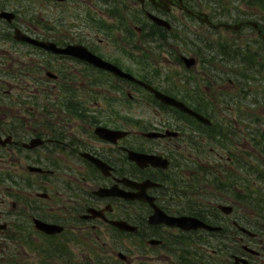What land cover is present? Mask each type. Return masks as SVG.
Here are the masks:
<instances>
[{"label":"flooded vegetation","instance_id":"obj_1","mask_svg":"<svg viewBox=\"0 0 264 264\" xmlns=\"http://www.w3.org/2000/svg\"><path fill=\"white\" fill-rule=\"evenodd\" d=\"M234 2L0 0V264H264V0Z\"/></svg>","mask_w":264,"mask_h":264},{"label":"water","instance_id":"obj_2","mask_svg":"<svg viewBox=\"0 0 264 264\" xmlns=\"http://www.w3.org/2000/svg\"><path fill=\"white\" fill-rule=\"evenodd\" d=\"M3 14H9L7 12H4ZM156 20L161 23L164 24L166 27L170 28L171 25L168 21L164 20V19H160L158 17H156ZM227 27H230L228 25H226ZM22 39V38H20ZM24 40L30 41L32 39L26 37L24 38ZM33 41V40H32ZM34 42V41H33ZM46 47H48L46 45ZM57 51L59 52H64V53H72V54H76L75 50L73 48H66V49H58L56 48ZM83 57H85L86 59L90 60V61H95L100 67L103 68H109L112 69L113 71H115L116 73L124 76V77H128L130 79H135L132 75L123 72L120 68H118L115 65H112L111 63L104 61L103 59L93 55L92 53L88 52L86 55H83ZM185 60L188 61L187 58H185ZM156 96L162 100L164 103H166L167 105H172L177 107L178 109L186 112V113H190L196 117H198L199 119L203 120V121H208L207 118H205L204 116L198 114L197 112H195L194 110H192L190 107H188L186 105V103H184L183 101H180L178 99H176L173 96L167 95L165 93H162L158 90H156ZM98 133H100L101 135H105L108 132H116V131H112L110 129H107L105 127H98L97 128ZM155 135V134H152ZM156 135H161V134H157ZM133 152H131L132 154ZM131 157L135 158L136 160L140 159V162L144 160H146L145 163L147 162H151V163H156V155H145V154H138V153H133L131 155ZM162 160V158H160ZM148 183H142V184H138L139 187H143V186H147ZM105 192H110V189H105ZM94 214H97L99 212H97L96 210L93 211ZM163 214V215H162ZM151 221L156 223V222H166L170 225H176V226H180L183 227L185 229H197V228H209V229H215V227H212L208 224H206L205 222H203L202 220L196 218V217H180V218H174V217H170L168 215H165V213H163L162 211H158L157 213L155 212L154 215L151 218ZM37 225L39 228L47 230L49 225L46 223H43L42 221H36ZM114 224H116L119 228L124 229H131V227L122 221H114ZM244 264H246V262L244 261Z\"/></svg>","mask_w":264,"mask_h":264},{"label":"rangeland","instance_id":"obj_3","mask_svg":"<svg viewBox=\"0 0 264 264\" xmlns=\"http://www.w3.org/2000/svg\"><path fill=\"white\" fill-rule=\"evenodd\" d=\"M235 0H225V3H226V8H227V11L229 12H233V7H234V5H235V2H234ZM237 2V1H236ZM239 4V7L238 8H241V7H244V4H243V2H239L238 3ZM231 12V13H232ZM258 84H256V90L257 91H259V85L257 86ZM258 93V92H257ZM257 93H256V95H257ZM259 96H256V101H258L259 100ZM263 101V100H262ZM141 108V110H140V112H142V114L140 115L141 116V118H143L144 120H146V121H148V120H153V119H155L156 118V113L153 111V108L152 107H149V106H146V105H142V106H140ZM130 108H135V105L134 106H132V107H130ZM258 113H260L259 111H258ZM135 264H139V263H135Z\"/></svg>","mask_w":264,"mask_h":264},{"label":"trees","instance_id":"obj_4","mask_svg":"<svg viewBox=\"0 0 264 264\" xmlns=\"http://www.w3.org/2000/svg\"><path fill=\"white\" fill-rule=\"evenodd\" d=\"M258 4H260V3H258ZM264 4V3H263Z\"/></svg>","mask_w":264,"mask_h":264}]
</instances>
